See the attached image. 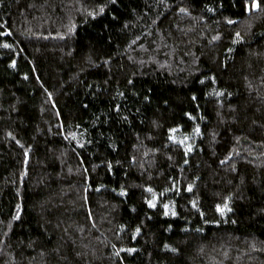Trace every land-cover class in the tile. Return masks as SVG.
I'll return each mask as SVG.
<instances>
[{
	"label": "trees",
	"instance_id": "1",
	"mask_svg": "<svg viewBox=\"0 0 264 264\" xmlns=\"http://www.w3.org/2000/svg\"><path fill=\"white\" fill-rule=\"evenodd\" d=\"M249 3L0 0V264H264Z\"/></svg>",
	"mask_w": 264,
	"mask_h": 264
},
{
	"label": "snow or ice",
	"instance_id": "2",
	"mask_svg": "<svg viewBox=\"0 0 264 264\" xmlns=\"http://www.w3.org/2000/svg\"><path fill=\"white\" fill-rule=\"evenodd\" d=\"M109 3L112 4V5H117L118 0H109ZM246 9H247V11L249 12V14H251V12H252L253 10L260 11V10H261V4L259 3V0H251V3H249V4L246 5ZM184 11H185L184 9H181V12H184ZM209 11H211V9H209ZM104 12H105V8H104V7H101V8L99 9V12H98V13L90 12L89 15H90L93 19H95L96 16H97L98 14H99V15H103ZM112 18L115 19L116 17L113 16ZM228 23H230V24H231V23H235V21L229 20ZM4 35H11V33H10V32H9V33H4ZM236 38H237V39L234 40L233 43H236V42L240 39V33H239V32L236 33ZM214 39H219V37H215ZM3 47H5V48H11V45H9V44H4ZM229 51H233V49H229ZM12 67H15V64H13ZM25 79H27V76L25 77ZM213 82H215V78H214V77H213ZM128 83L131 84L132 81L129 80ZM200 83H204V81L201 80ZM119 95L123 96V93H120ZM218 95L223 96L224 93H223V92H220V93H218ZM229 95H231V94H229ZM145 99H147V97H146ZM192 99H193V100H196V97L193 96ZM85 107H87V105H85ZM116 110L119 111V107H117ZM189 118H191L190 114H189ZM125 119H127V117H125ZM172 131H175V129H173ZM195 131H196V134H199V133H200V129H199V127H197V128L195 129ZM73 138H74V137H73ZM171 138H173V137H170V139H171ZM186 139H187V138H185V140H186ZM178 143H180V144H184V140L178 141ZM81 147H83V145H81ZM191 151H192V146H191V145H188V146L185 148V153L187 154L188 152H191ZM185 163H187V161H185ZM187 190H188V191H191V190H192V186L189 185ZM147 191H149V192H153V190H152L151 188H148ZM120 195L125 196V195H127V193H126L125 191L121 190ZM153 196H155V193H153ZM148 206H149L150 208H155V207H156V204H155L154 200H153V201H148ZM193 206L195 207V204H194ZM224 207H225L228 211H231V209L228 208L227 205H224ZM168 209H169V206H168L167 204H165V205H164V210H165V211H164V215H165V216H167V215L169 214ZM217 210H218V211H221L219 205L217 206ZM133 211H134V209H133ZM198 211H199V209H198ZM221 214H223L222 211H221ZM171 215H172L173 217H175V216H176L175 211H173V212L171 213ZM201 216H203V213H201ZM19 218H20V216H19V213H18L17 216L15 217V219L18 220ZM185 230H187V229H185ZM197 231H199V229H197ZM136 233H137V234L140 233V229H139V228L136 229ZM165 248H168V246L165 245ZM169 250L172 251V252H176V251H177V249H175V248H171V249H169ZM121 251H126V252H128V253H134V252H136L137 250H136L135 248H128V249H122Z\"/></svg>",
	"mask_w": 264,
	"mask_h": 264
}]
</instances>
